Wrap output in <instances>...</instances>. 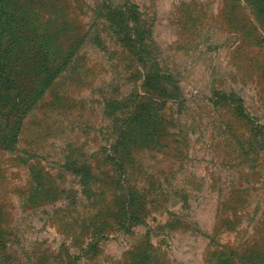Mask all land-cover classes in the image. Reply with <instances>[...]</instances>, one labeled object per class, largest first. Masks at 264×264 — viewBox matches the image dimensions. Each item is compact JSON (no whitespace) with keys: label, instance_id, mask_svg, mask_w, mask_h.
<instances>
[{"label":"rangeland","instance_id":"rangeland-1","mask_svg":"<svg viewBox=\"0 0 264 264\" xmlns=\"http://www.w3.org/2000/svg\"><path fill=\"white\" fill-rule=\"evenodd\" d=\"M0 264H264V0H0Z\"/></svg>","mask_w":264,"mask_h":264},{"label":"trees","instance_id":"trees-1","mask_svg":"<svg viewBox=\"0 0 264 264\" xmlns=\"http://www.w3.org/2000/svg\"><path fill=\"white\" fill-rule=\"evenodd\" d=\"M4 59L6 60V59H7V57H6V56H4Z\"/></svg>","mask_w":264,"mask_h":264}]
</instances>
